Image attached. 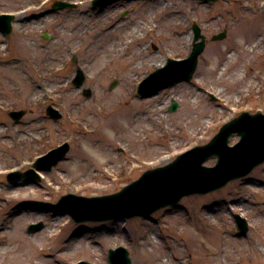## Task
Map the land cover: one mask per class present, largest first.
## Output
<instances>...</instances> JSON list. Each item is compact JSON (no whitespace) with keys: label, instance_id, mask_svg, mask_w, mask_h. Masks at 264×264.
<instances>
[{"label":"rangeland","instance_id":"1","mask_svg":"<svg viewBox=\"0 0 264 264\" xmlns=\"http://www.w3.org/2000/svg\"><path fill=\"white\" fill-rule=\"evenodd\" d=\"M56 1L76 6L52 11ZM1 13L17 17L11 35L0 33V239L7 240V226L19 229L15 240L55 227L58 239L41 247L62 264H110L109 250L117 247L129 251L131 264H264V163L222 189L185 196L179 205L146 219L76 223L56 209L63 195L117 193L146 171L206 145L241 113L264 114V46L245 63L237 50L240 64L226 77L238 75L240 88L219 82V72L236 53L235 44L264 38V0H121L102 9L93 8V0H0ZM194 24L207 37L194 78L142 98L138 94L142 80L168 59L190 55ZM111 26L117 30L118 52L134 56L133 73L92 69L103 45L94 34ZM136 27L140 31L134 33ZM224 31V40H212ZM123 32L130 35L124 46L118 42ZM217 60L219 70L208 74ZM156 61L162 65H152ZM78 69L86 75L82 87L73 84ZM86 90L91 91L89 97ZM102 96L116 97V125L130 124L128 107H137V125L130 126L135 139L101 125ZM173 101L179 104L175 112L170 111ZM49 106L62 119L50 117ZM20 109L27 115L16 123L9 113ZM239 140L234 134L229 143ZM64 143L70 145L67 157L52 170L42 171L41 181H8L10 172L32 168L39 156ZM216 162V157L209 158L205 165ZM17 192L21 199L10 201ZM52 214H58V222H52ZM236 214L249 223L246 236L239 231ZM38 223H43L41 230L28 231ZM69 242L73 246L65 248ZM82 246L94 248V254Z\"/></svg>","mask_w":264,"mask_h":264},{"label":"water","instance_id":"2","mask_svg":"<svg viewBox=\"0 0 264 264\" xmlns=\"http://www.w3.org/2000/svg\"><path fill=\"white\" fill-rule=\"evenodd\" d=\"M119 0H94V8H104ZM220 1V0H206ZM74 4L58 1L53 9L74 8ZM13 14L0 15V31L10 35L13 31ZM195 33L193 51L183 60L169 59L167 64L146 77L139 85L141 97H151L160 91L182 81H191L198 67L199 57L204 52L207 38L202 34L199 25L194 24ZM227 36L224 31L213 37L214 41L223 40ZM46 38L49 36L45 35ZM86 77L83 71L78 70L73 83L81 87ZM89 97L91 91L86 90ZM179 104L175 101L170 107L175 111ZM48 115L56 120L62 114L53 106L47 109ZM26 114L24 110L10 112V116L20 121ZM237 133L241 140L234 146L229 145L230 138ZM70 146L68 143L50 151L40 157L35 168L51 170L63 160ZM212 157H217V164L208 167L204 163ZM264 163V114H251L244 112L238 118L225 124L220 132L207 145L197 146L181 154L173 163L157 169L146 171L139 180L126 186L116 194L87 198L68 194L63 196L57 210L69 213L73 219L80 223L86 221H107L119 218H133L142 216L149 218L154 212L167 207L177 206L181 199L192 194H207L226 186L230 181L249 175L256 167ZM10 182L26 179L39 181L40 175L35 169L25 173L12 172L9 174ZM239 230L242 235L249 232L247 219L240 214L235 215ZM43 227V223L29 226L30 232H35ZM111 264H131L129 251L124 247L109 251ZM78 264H91L82 261Z\"/></svg>","mask_w":264,"mask_h":264},{"label":"bare ground","instance_id":"3","mask_svg":"<svg viewBox=\"0 0 264 264\" xmlns=\"http://www.w3.org/2000/svg\"><path fill=\"white\" fill-rule=\"evenodd\" d=\"M159 28V27H158ZM157 28V29H158ZM261 30L264 32V21L261 25ZM140 31L138 27L135 28L134 33ZM116 32L117 30L111 26L110 28H105L104 30H99L94 34L95 40H102L103 45H101L100 50L95 54V58L92 63V69L95 73L103 70L104 68L110 67V70H116L118 72H122V74H129L133 73L134 69L137 67V63L134 62L132 59L134 56H128L127 51H120L118 52V47H116ZM130 36L125 34L124 32L118 39V42L124 46L125 39ZM179 37L182 36L180 33ZM189 41H191V35L189 36ZM253 42H257L254 44ZM247 44V45H246ZM235 52L231 54L230 58L227 61V64L224 65V68L219 72L220 80L223 82H228L229 85L235 89L240 88L242 81L240 77L237 75L234 78L226 77L227 73L230 72L234 67H237L240 64V60L236 58L237 50H239V54L241 56L242 62H246V59L250 56H254L255 54H261V49L264 46V38L261 39H252L250 41H244L241 44H235ZM224 51H226L224 49ZM140 58L143 55L142 50L140 49L138 52ZM143 66L144 60L139 59V62ZM152 65L161 66L162 61H156ZM262 65V64H261ZM219 66H221V62L217 60L215 66L208 70V74L214 72L215 70H219ZM131 78V77H130ZM116 97L111 96H102L99 98L98 103L102 104L103 109L105 112L102 111L101 117L99 120L103 122L101 124L103 127L107 129H113L116 133L119 134H128L129 136L134 137L132 134L131 125H137L138 122V115L140 112L137 110L135 106L128 107V114L126 118H128L130 124H126L123 126L121 123L119 125L115 124V119L117 117V111L115 108ZM145 105L144 102L140 103L139 106L143 107ZM32 194H29L30 197ZM10 201H15L21 199V193L17 192L10 197ZM32 217L30 214L24 213L22 216ZM58 214H52L51 220L52 222H58L59 219L57 218ZM21 217V216H19ZM7 230V240L0 239V263L7 262L8 264H62L57 257L53 256L51 252H45L44 249L41 247L43 243L51 242L55 237L58 239L59 234L56 232V228L52 226H48L43 229L41 232L36 234L33 237H27L23 240H15L14 237L19 233V229L17 227L7 226L5 231ZM148 243V241H147ZM68 246H73L72 242H69L68 245L64 247L67 248ZM84 247V248H83ZM82 249L94 254L95 250L91 247L82 246ZM154 258L153 256H151ZM157 258L154 260L156 261ZM153 260V261H154Z\"/></svg>","mask_w":264,"mask_h":264}]
</instances>
